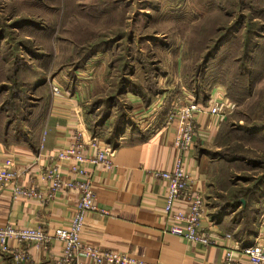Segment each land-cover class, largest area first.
Masks as SVG:
<instances>
[{
  "label": "rangeland",
  "instance_id": "1",
  "mask_svg": "<svg viewBox=\"0 0 264 264\" xmlns=\"http://www.w3.org/2000/svg\"><path fill=\"white\" fill-rule=\"evenodd\" d=\"M40 71L45 80L33 87ZM54 79L78 90L82 119L103 139L121 115L141 130L128 92L149 99L161 87L168 100L185 89L201 102L207 87L221 88L226 111L204 151L207 200L221 205L230 191H250L264 221V200L255 203L264 191V0H0V110L26 113ZM108 110L105 124H94ZM239 210L232 219L248 226L254 214Z\"/></svg>",
  "mask_w": 264,
  "mask_h": 264
},
{
  "label": "crops",
  "instance_id": "2",
  "mask_svg": "<svg viewBox=\"0 0 264 264\" xmlns=\"http://www.w3.org/2000/svg\"><path fill=\"white\" fill-rule=\"evenodd\" d=\"M53 81L58 83L56 79ZM158 84H165V79H158ZM170 84L173 85V82ZM166 94L163 92L156 97L157 101L165 100L161 102L164 107L151 111L157 101L146 105L140 95L128 92L126 99L136 106L130 113L131 118L141 120L137 121L141 130L133 133L130 126H125L117 146L98 137L100 145L110 146L114 165L112 168L103 164L90 166L99 209L87 212L81 239L102 248L130 253L154 264H219L226 249L241 245L231 229L232 213L220 216L214 211L217 205L210 206L207 200L210 196L207 191L210 159L204 151L211 132L215 133L216 118L207 113L200 116L199 124L211 132L209 137H196L186 155L193 186L203 192L206 200L202 224L213 229L215 238L214 244L203 247L168 232L167 217L163 211L165 182L152 176V171L170 168L175 155L173 139L176 123L166 124V111L175 97L166 100ZM78 99V90L70 92L61 88L60 93H53L51 103L50 97L47 101L42 124L29 129V137L21 136L17 142L0 140V162L13 160L14 167L24 171L21 180L25 182L30 177H38L40 163L69 145L75 132H80L88 143L94 135L82 119ZM88 151L91 152L92 147ZM56 195L55 199L46 201L13 198L9 188L0 187V224L11 221L24 226L39 220L52 230L67 223L74 212L76 193L62 191ZM175 207L186 208L182 202H177ZM256 238L264 242V221L259 225ZM12 246L26 253L24 264H56L46 250L31 243L14 241ZM51 251L58 253L60 248L54 243ZM241 262L249 264L245 257L241 258ZM0 264L20 263L11 252L0 250Z\"/></svg>",
  "mask_w": 264,
  "mask_h": 264
},
{
  "label": "built area",
  "instance_id": "3",
  "mask_svg": "<svg viewBox=\"0 0 264 264\" xmlns=\"http://www.w3.org/2000/svg\"><path fill=\"white\" fill-rule=\"evenodd\" d=\"M53 92L55 94L61 92L57 83L53 84ZM180 94L184 98L177 95L166 111L167 126L176 123L172 166L152 171V176L165 182L163 211L167 217L168 232L185 241L208 247L215 243L213 229L202 224L206 200L203 192L193 186L186 155L194 145L196 137H209L210 130L199 124L200 116L207 113L215 117L214 127L217 129L224 117L228 100H225L224 91L219 87L211 89L206 104L194 101L193 97L188 98L189 92L185 89ZM160 106L161 100L152 105L151 111H159ZM90 147L91 152L88 151ZM113 160L114 155L110 146L100 145L97 136H92L87 143L80 132H75L71 135L69 145L40 163L38 177H30L23 182L21 176L24 171L16 169L13 160L0 162V187L9 188L13 198H37L46 201L55 199L56 193L62 191H74L77 197L73 215L67 223L52 230L39 220L24 226H18L11 221L1 223L0 250L11 252L20 264L27 261L26 253L13 247L14 241L19 244L31 243L46 250L53 256L56 264H154L138 259L130 253L102 248L85 243L81 239L87 212L99 209L90 166L103 164L107 168H112ZM177 202L184 203L186 208H176ZM54 243L60 248L58 253L51 251ZM242 257H245L249 264H264V242L256 238L251 245L230 247L225 250L219 264H242Z\"/></svg>",
  "mask_w": 264,
  "mask_h": 264
},
{
  "label": "trees",
  "instance_id": "4",
  "mask_svg": "<svg viewBox=\"0 0 264 264\" xmlns=\"http://www.w3.org/2000/svg\"><path fill=\"white\" fill-rule=\"evenodd\" d=\"M36 55L35 56L33 55V59L36 57ZM34 62L35 63L41 62L40 57L38 58L37 56V59ZM45 73L47 72L46 71H43V72L40 71L39 73L36 72L35 76L33 77V80L31 81V85L35 87L36 85L38 86L39 84H41L45 80L43 77ZM209 87H207V91L204 92L200 103H203V104L207 103L209 96H210L211 89H212L210 87V90H209ZM159 88H157L155 94H153L152 97H150L149 99L148 98L143 99L145 100L144 103L146 105L152 102L154 98H156L159 95L158 93L161 92V87ZM185 88L188 90L191 89L189 87H185ZM53 93L54 92L51 87V92L48 91L46 94L40 95L38 99L30 103L29 105L30 109L26 111V113L21 114V115L11 116L7 110L1 109L0 112H4L7 115L3 116V120L0 121V129L2 132V135H0V140H7L8 142H17L18 141L17 138H20L21 136L29 137L27 135V133H29L28 130L35 126L42 124L44 116L46 114L47 101L50 97V103H51ZM18 98L22 100V98L20 97ZM110 107L111 105L109 106V110H110ZM109 110H108V113H105L103 115L99 113L100 118L97 119L94 124L101 125V126L104 125L105 121L110 117ZM17 121H20L18 123L20 125H16ZM86 125L92 135L94 136L101 135V133L99 131H96V129L93 127L94 125L92 126L87 123ZM125 125H126L125 119L123 118L122 115L119 116L117 121L114 122L113 126L111 125L109 135L108 136L103 135L105 142L108 144H111L112 146H117L120 134L124 133L123 130L125 128ZM117 127H121V128L123 127L122 130H119L120 131L119 133L117 132ZM134 132L135 130H133V133ZM217 132H218V127H217V131L213 134V138L216 137V135L218 134ZM248 193L250 194V191H238V190L230 191L225 195L226 197L225 196L222 197L224 200L221 201V205H217V208L219 210H222L223 212L227 208L229 210V213H234L235 211L237 212V208H239L240 209L239 212L241 213L251 211L254 214L251 220H249L248 226L245 225L244 227H241V221L239 220L236 221V219L234 221L232 219L233 226L231 227V229H232L234 237L239 241V244L241 245V247L248 246L254 243L259 233V225L257 224V215L260 214L262 211L261 209L260 210L258 209L259 204H258V208L256 207L255 209H252V205H250L247 200ZM249 194H248V197H249ZM263 200H264V191H262V193L259 194V197L256 199L255 203H259V202L261 203ZM224 214H227V213H224Z\"/></svg>",
  "mask_w": 264,
  "mask_h": 264
}]
</instances>
